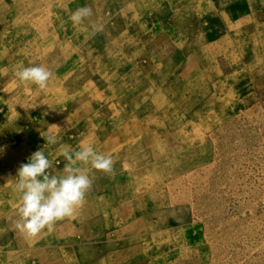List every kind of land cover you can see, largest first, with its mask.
I'll list each match as a JSON object with an SVG mask.
<instances>
[{
  "label": "rangeland",
  "instance_id": "obj_1",
  "mask_svg": "<svg viewBox=\"0 0 264 264\" xmlns=\"http://www.w3.org/2000/svg\"><path fill=\"white\" fill-rule=\"evenodd\" d=\"M82 143L113 173L24 237L17 169ZM0 148V264H264V0H0Z\"/></svg>",
  "mask_w": 264,
  "mask_h": 264
},
{
  "label": "clouds",
  "instance_id": "obj_2",
  "mask_svg": "<svg viewBox=\"0 0 264 264\" xmlns=\"http://www.w3.org/2000/svg\"><path fill=\"white\" fill-rule=\"evenodd\" d=\"M92 15L90 7H79L71 12L69 19L73 27H78ZM103 28L102 23L93 24L91 34L101 32ZM14 77L19 85H34L43 91L53 78V72L44 65L20 66L14 71ZM43 138L45 145H53L57 143L58 135ZM3 151L0 148V154ZM60 155L66 163L56 174L49 172L53 163L44 148L32 153L16 171L13 190L18 201L14 206L17 217L14 227L26 238L51 231L57 222L73 217L84 205L86 194L92 187L93 171L113 173L112 155L98 152L91 143H82L78 149L66 146Z\"/></svg>",
  "mask_w": 264,
  "mask_h": 264
}]
</instances>
